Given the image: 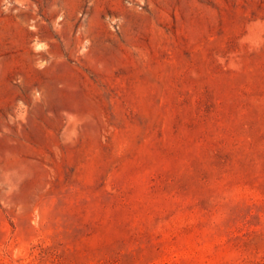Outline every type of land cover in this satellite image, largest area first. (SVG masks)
Listing matches in <instances>:
<instances>
[{
    "label": "rangeland",
    "instance_id": "374dc122",
    "mask_svg": "<svg viewBox=\"0 0 264 264\" xmlns=\"http://www.w3.org/2000/svg\"><path fill=\"white\" fill-rule=\"evenodd\" d=\"M0 264H264V0H0Z\"/></svg>",
    "mask_w": 264,
    "mask_h": 264
}]
</instances>
